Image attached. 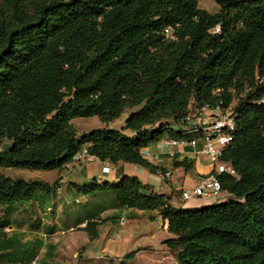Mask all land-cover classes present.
<instances>
[{
  "label": "trees",
  "instance_id": "1",
  "mask_svg": "<svg viewBox=\"0 0 264 264\" xmlns=\"http://www.w3.org/2000/svg\"><path fill=\"white\" fill-rule=\"evenodd\" d=\"M199 1L0 0V141L11 143L0 168L60 171L86 147L101 162L156 172L143 149L164 135L196 138L182 131L191 108L231 106L236 127L221 161L235 175L218 176L226 202L178 209L125 175L75 188L157 211L176 264H264V0H214L216 13ZM126 112L120 129L109 127ZM93 117L104 127L78 138L72 121ZM56 185L0 173V206L9 212ZM99 224L82 229L90 240ZM40 248L3 234L0 264H31Z\"/></svg>",
  "mask_w": 264,
  "mask_h": 264
},
{
  "label": "rangeland",
  "instance_id": "2",
  "mask_svg": "<svg viewBox=\"0 0 264 264\" xmlns=\"http://www.w3.org/2000/svg\"><path fill=\"white\" fill-rule=\"evenodd\" d=\"M204 8L210 13L217 9L213 0H208ZM125 114L110 123V128L118 129V124ZM72 127L77 137L80 138L83 134L104 126L96 117H93L74 119ZM188 130L186 126L182 128L184 133ZM10 144L6 140L0 141V150ZM70 163L74 165L71 170L79 168L80 164H75L74 159ZM0 173L12 179L22 178L26 181L48 182V185L57 183L58 188L55 190L50 193L37 190L30 200L17 203L9 212L0 206V237L3 234L6 237L13 236L22 244H29L35 240L40 241L41 248L31 264H176L173 252L154 248L159 242L160 248L163 246L161 234L164 233L161 230L160 237L159 232L154 231L140 238L138 234L147 232L146 228L141 227L140 224H127L122 227V219L121 224L117 222L112 211L116 212L119 206L112 191L89 195L78 193L75 186L71 185V182H76L77 174L59 172V170L0 168ZM59 176L63 182L60 187L57 182ZM92 181L88 180L86 184ZM117 181L114 179L109 182ZM104 182L108 180L100 178L97 181L98 184ZM84 183L80 180L81 185ZM223 202H226V199L215 205ZM103 211L107 212V218L98 225L100 231L96 239L90 240L89 236L87 237L82 230L76 228L81 221L96 218ZM134 229H140L138 234H135ZM152 229L153 226H150L149 232ZM116 231H119L120 237H129L126 246H124L125 241L122 242L120 237H116ZM145 246H153L152 249H154L136 251L138 247ZM133 251L132 255L127 256Z\"/></svg>",
  "mask_w": 264,
  "mask_h": 264
},
{
  "label": "crops",
  "instance_id": "3",
  "mask_svg": "<svg viewBox=\"0 0 264 264\" xmlns=\"http://www.w3.org/2000/svg\"><path fill=\"white\" fill-rule=\"evenodd\" d=\"M207 1L208 0L199 1V7L206 11L208 10L204 8V5ZM215 6L217 9L215 12L212 13H216L218 11V6L216 4ZM127 115L128 113L125 114V117H123L121 122L118 124V129L123 126ZM165 139H167V137L164 135L160 140ZM160 140L147 146L144 149L146 155L143 156L145 160H147L152 166L158 169L156 172H152L147 168H143L133 164H125L121 162L117 164H112L107 161L101 162L97 159H94L93 157H89L80 162H76L75 164H80L78 169L71 170L74 165L73 163H69L65 165L63 169L59 172L62 171L71 174H77V179L75 180L76 182H71L72 186L81 185L80 180L85 182V185L86 183H88L86 182L88 180H93L97 183L100 178H105V180H108L109 182L113 181L114 179L119 180L122 175L136 177L143 184L150 186L152 191L167 196L169 198V203L173 207L178 209H199L215 205L223 201V199H226V201L229 199L228 194L222 192L218 198H212L207 202H201L197 199H193L188 202H183L180 198L181 191L183 189H193L202 177H205L213 172L214 165L209 161V159L205 155L200 152L203 144L201 140H198L196 150L185 149L181 146H174L172 148H168L166 145L160 146ZM169 151L173 152V157H170L168 155ZM182 161H185V163L179 166H175V163H181ZM160 170L162 172H160ZM165 172H170L171 177L165 178ZM57 182L60 187V185L63 183L60 176L58 177ZM116 212L112 211V213L115 215L114 218L117 219V222L119 224H121L120 220L122 219V227H125L127 224H140L141 227L146 228L147 232H142L140 234H138V231L140 229H134L135 234H138V237L140 238H144L145 236L151 234L154 231L155 233L159 232L160 237V230L164 233L161 234L163 240L172 237V235L167 232L168 222L166 220H162L158 216L157 211L130 210L127 208L118 207ZM106 214L107 212L103 211L101 212L100 216L96 218H92L91 220H83L80 224H78L79 226H77L76 228L79 230L84 229L88 221H97L98 223H103L104 219L107 218ZM150 226H153L151 232H149L150 230H148ZM98 227L99 226H97V233L99 236L100 230H98ZM82 232H84L88 237V234L85 231L82 230ZM118 233L119 231L115 232L117 238L120 237ZM120 238L122 242L125 241L124 246H126L128 244V242L126 241L129 239V237L125 236ZM152 247L153 246L138 247L136 250H140L142 252L145 249L151 250ZM154 248L165 251L163 246H161L160 248V242Z\"/></svg>",
  "mask_w": 264,
  "mask_h": 264
},
{
  "label": "built area",
  "instance_id": "4",
  "mask_svg": "<svg viewBox=\"0 0 264 264\" xmlns=\"http://www.w3.org/2000/svg\"><path fill=\"white\" fill-rule=\"evenodd\" d=\"M216 32H218V29ZM164 35L166 39H173L171 29H166ZM184 123L189 128L188 132L184 134L196 135V138L190 140L167 138L160 140V146L166 145L168 148L181 146L185 149L196 150L198 140H201L203 144L200 152L214 165V170L211 174L202 177L193 189H183L180 198L183 202L193 199L207 202L212 198H218L222 193L218 176L225 173L235 175L232 167L221 161L223 151L232 142V132L236 127L235 115L232 113L231 106L226 108L219 103L213 107L191 108ZM141 155H146L144 149L141 151ZM168 155L170 157L174 156L171 151ZM89 157L86 147H82L73 159L80 162ZM164 177H171V173L165 172Z\"/></svg>",
  "mask_w": 264,
  "mask_h": 264
}]
</instances>
